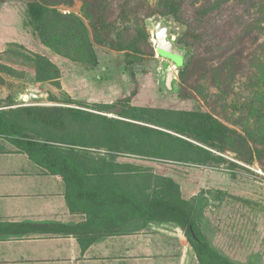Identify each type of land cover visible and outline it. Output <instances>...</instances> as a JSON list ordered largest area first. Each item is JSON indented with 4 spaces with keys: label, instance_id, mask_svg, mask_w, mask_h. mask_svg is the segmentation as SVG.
Returning a JSON list of instances; mask_svg holds the SVG:
<instances>
[{
    "label": "rangeland",
    "instance_id": "rangeland-1",
    "mask_svg": "<svg viewBox=\"0 0 264 264\" xmlns=\"http://www.w3.org/2000/svg\"><path fill=\"white\" fill-rule=\"evenodd\" d=\"M28 1L0 3L1 108L18 109L28 127L59 134L70 110L139 123L93 106L123 98L137 107L210 113L225 126L213 133L221 151L209 148L220 162L129 153L110 159L97 145L78 148L136 167L138 175L125 179L131 188L148 184L149 194L164 188L184 199L197 195L200 227L212 246L237 264H264V0H45L47 18L37 32L51 38L57 29L66 31V47H60L65 55L35 37L33 26H24ZM168 1L175 6H167ZM60 13L83 22L95 61L80 40H72L76 24L58 17ZM99 14L112 25V34L120 36L123 51L93 38ZM158 21L170 27L185 50L180 66L155 49ZM126 51L141 60L126 66ZM35 55L55 64L59 77L39 79ZM117 172L123 178L127 174L123 168Z\"/></svg>",
    "mask_w": 264,
    "mask_h": 264
},
{
    "label": "trees",
    "instance_id": "trees-1",
    "mask_svg": "<svg viewBox=\"0 0 264 264\" xmlns=\"http://www.w3.org/2000/svg\"><path fill=\"white\" fill-rule=\"evenodd\" d=\"M4 0H0V3ZM45 0L27 2V22L24 26H33V35L57 52L65 46L64 33L56 30L50 37L39 35L38 26L47 18ZM174 5L168 1L167 6ZM64 20L76 24L77 38L86 46L88 58L95 61L89 33L83 22L75 16L59 14ZM113 27L98 15L92 27L95 41L114 50L123 51L124 45L120 36L113 35ZM65 55V54H64ZM38 64V75L41 80L59 77L55 64L44 56L35 55ZM125 64L130 66L140 61L135 52H124ZM45 67V69H43ZM45 71V75H40ZM123 104L121 110L116 108ZM5 103L0 101V136L9 138L16 148L30 160L40 166L46 173L58 176L64 182V197L71 212L87 215V221L67 227L72 233L113 232L129 220L170 222L177 224L195 252L199 264H237L215 249L200 227V217L195 208L197 195L184 199L169 190L159 188L149 194L144 187L126 185L125 179L135 178L136 167L120 166L106 156L94 157L78 148L97 145L104 148L107 155L113 158L120 153H129L153 158L207 163L221 161L210 150L221 151L216 143L214 132L225 126L210 113L193 111L168 110L150 107H137L129 104L128 98L115 103L93 104L100 111L114 113L122 118L105 116L84 110H70L68 119L62 121V132H49L46 128L38 130L28 127L18 115L19 110L1 108ZM36 109L23 108L25 112ZM144 122L151 124H142ZM123 168L125 178L117 170ZM234 176V174H232ZM130 181V180H129ZM128 181V182H129ZM93 239L90 238V240Z\"/></svg>",
    "mask_w": 264,
    "mask_h": 264
},
{
    "label": "crops",
    "instance_id": "crops-1",
    "mask_svg": "<svg viewBox=\"0 0 264 264\" xmlns=\"http://www.w3.org/2000/svg\"><path fill=\"white\" fill-rule=\"evenodd\" d=\"M64 189L0 136V264H199L175 223L134 219L113 232H69L63 227L88 217L71 212Z\"/></svg>",
    "mask_w": 264,
    "mask_h": 264
},
{
    "label": "water",
    "instance_id": "water-1",
    "mask_svg": "<svg viewBox=\"0 0 264 264\" xmlns=\"http://www.w3.org/2000/svg\"><path fill=\"white\" fill-rule=\"evenodd\" d=\"M155 49L157 53L174 62L175 66H180L185 56V50L180 47L171 35L170 27L164 21H158L153 30ZM173 78V71H168L166 75V86L170 88Z\"/></svg>",
    "mask_w": 264,
    "mask_h": 264
},
{
    "label": "bare ground",
    "instance_id": "bare-ground-1",
    "mask_svg": "<svg viewBox=\"0 0 264 264\" xmlns=\"http://www.w3.org/2000/svg\"><path fill=\"white\" fill-rule=\"evenodd\" d=\"M174 68H175V66H174Z\"/></svg>",
    "mask_w": 264,
    "mask_h": 264
},
{
    "label": "built area",
    "instance_id": "built-area-1",
    "mask_svg": "<svg viewBox=\"0 0 264 264\" xmlns=\"http://www.w3.org/2000/svg\"><path fill=\"white\" fill-rule=\"evenodd\" d=\"M36 96V95H35Z\"/></svg>",
    "mask_w": 264,
    "mask_h": 264
}]
</instances>
